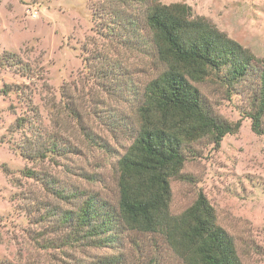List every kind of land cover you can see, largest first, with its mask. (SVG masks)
<instances>
[{
	"label": "rangeland",
	"instance_id": "obj_1",
	"mask_svg": "<svg viewBox=\"0 0 264 264\" xmlns=\"http://www.w3.org/2000/svg\"><path fill=\"white\" fill-rule=\"evenodd\" d=\"M157 2L187 3L264 57V0H0V264H186L164 233L119 216L117 167L146 86L166 68L144 22ZM258 74L196 83L215 115L241 127L220 144L190 143L170 180L171 215L203 192L243 264H264V132L248 116ZM91 196L95 225L111 226L95 236L68 218Z\"/></svg>",
	"mask_w": 264,
	"mask_h": 264
},
{
	"label": "trees",
	"instance_id": "obj_2",
	"mask_svg": "<svg viewBox=\"0 0 264 264\" xmlns=\"http://www.w3.org/2000/svg\"><path fill=\"white\" fill-rule=\"evenodd\" d=\"M144 22L166 68L146 86L137 108L134 142L117 167L119 216L131 230L164 233L186 264H243L203 192L182 214L171 215L170 180L179 175L190 143L209 137L220 144L226 134L241 127V120L230 122L215 115L196 83L214 80L230 86L259 68V93L248 116L253 130L264 132V57L255 60L250 50L210 20L194 16L187 3L157 2L145 12ZM97 215L91 196L68 218L79 227H90L95 236L111 227L109 217L95 225Z\"/></svg>",
	"mask_w": 264,
	"mask_h": 264
}]
</instances>
